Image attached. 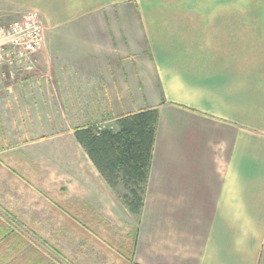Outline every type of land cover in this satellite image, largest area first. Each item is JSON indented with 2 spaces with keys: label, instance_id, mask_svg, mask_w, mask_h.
<instances>
[{
  "label": "crops",
  "instance_id": "crops-1",
  "mask_svg": "<svg viewBox=\"0 0 264 264\" xmlns=\"http://www.w3.org/2000/svg\"><path fill=\"white\" fill-rule=\"evenodd\" d=\"M0 10L3 22L37 11L44 33L31 70L0 55V199L24 188L17 167L45 134L55 184L81 188L48 216L1 223L0 264H264V0ZM152 109L139 175L104 169L76 138Z\"/></svg>",
  "mask_w": 264,
  "mask_h": 264
},
{
  "label": "rangeland",
  "instance_id": "rangeland-1",
  "mask_svg": "<svg viewBox=\"0 0 264 264\" xmlns=\"http://www.w3.org/2000/svg\"><path fill=\"white\" fill-rule=\"evenodd\" d=\"M0 13L3 12L0 10ZM7 21L9 20L4 19V22ZM4 22L0 19V23ZM49 136V134L42 135L41 140L37 142V145H34L33 159L27 156L23 164L21 162V164H19L20 166L17 167L25 186L24 188L21 187L20 190L16 192L17 195L14 191H11L9 197H2L0 199V224L6 221H32L36 218L37 212H44L46 213L45 215L48 216L49 207H53L54 205H65V196L71 195L70 193L72 191H74L76 195L77 191L81 189L77 187V184H75V186L70 184L69 188L65 186V182H63V184L62 182L55 184V174L51 172L48 158ZM61 139L66 140V135H61ZM27 147H29V145H27ZM63 171L64 170H58V181L64 177ZM76 202L79 203L75 201V203L73 202L74 205ZM14 209H19L21 214L18 216L22 219L17 218V216L12 213L15 212ZM19 232L31 238H34L33 235H38L36 231L30 229L22 228ZM2 233H4V231L0 230V237Z\"/></svg>",
  "mask_w": 264,
  "mask_h": 264
},
{
  "label": "trees",
  "instance_id": "trees-1",
  "mask_svg": "<svg viewBox=\"0 0 264 264\" xmlns=\"http://www.w3.org/2000/svg\"><path fill=\"white\" fill-rule=\"evenodd\" d=\"M156 121L157 110L152 109L121 120L120 131L116 133L96 134L92 129H80L75 135L95 160L98 156L104 160V169L112 171L115 165L122 164L127 171L139 175L149 156L151 127H155Z\"/></svg>",
  "mask_w": 264,
  "mask_h": 264
},
{
  "label": "built area",
  "instance_id": "built-area-1",
  "mask_svg": "<svg viewBox=\"0 0 264 264\" xmlns=\"http://www.w3.org/2000/svg\"><path fill=\"white\" fill-rule=\"evenodd\" d=\"M44 40L40 15L29 10L20 17L0 23V55L9 65L19 69L34 68V53Z\"/></svg>",
  "mask_w": 264,
  "mask_h": 264
}]
</instances>
